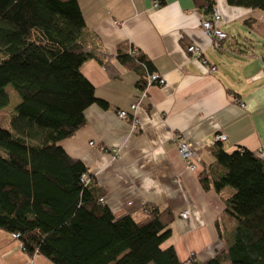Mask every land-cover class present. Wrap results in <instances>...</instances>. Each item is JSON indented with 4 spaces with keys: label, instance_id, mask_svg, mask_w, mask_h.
<instances>
[{
    "label": "crops",
    "instance_id": "1",
    "mask_svg": "<svg viewBox=\"0 0 264 264\" xmlns=\"http://www.w3.org/2000/svg\"><path fill=\"white\" fill-rule=\"evenodd\" d=\"M78 1L85 20L80 41L109 58L107 67L101 59L89 58L81 70L108 107L88 105L86 124L60 144L88 166L104 190L103 203L117 218L138 215L148 201L168 207L173 219L163 246L172 245L181 261L192 254L205 261L225 249L216 221L234 193L230 186L205 188L199 177L214 161L215 135L227 134L221 142L227 151L245 147L264 161V50L258 53L241 42L255 33L264 37V10L215 0L220 28L227 33L217 48L203 30L205 16L193 0H166L160 6L153 0ZM236 32L243 34L238 38ZM122 43L139 49L167 82L149 87L136 112L137 130L132 129L130 104L141 94L144 76L117 58ZM190 44L203 49L214 71L189 55ZM119 109H128L130 116L119 118ZM175 135L200 156L196 171L180 157ZM0 264L55 263L41 253H27L18 239L0 229Z\"/></svg>",
    "mask_w": 264,
    "mask_h": 264
},
{
    "label": "trees",
    "instance_id": "2",
    "mask_svg": "<svg viewBox=\"0 0 264 264\" xmlns=\"http://www.w3.org/2000/svg\"><path fill=\"white\" fill-rule=\"evenodd\" d=\"M193 2L204 16L215 7V0ZM227 2L264 10V0ZM84 27L78 0H0V109L9 104L8 85L20 98L11 129L0 125V229L55 264H264V161L248 148L227 151L216 142L214 161L199 175L205 188H234L216 221L225 249L205 261L193 254L181 261L163 246L168 207L148 201L138 215L117 218L103 203L88 166L60 144L86 124L88 105L108 107L81 70L89 58L109 63L80 41ZM129 49L122 43L117 58L137 67L143 86L154 71Z\"/></svg>",
    "mask_w": 264,
    "mask_h": 264
},
{
    "label": "built area",
    "instance_id": "3",
    "mask_svg": "<svg viewBox=\"0 0 264 264\" xmlns=\"http://www.w3.org/2000/svg\"><path fill=\"white\" fill-rule=\"evenodd\" d=\"M153 4L154 6H158L157 1H153ZM221 20V13L218 11L217 8L214 7L209 13V15L205 16L201 21V26L203 30L212 37V44L217 48H221L222 40L227 38V33L220 28ZM137 52L138 49L136 47L129 49V53L133 55H135ZM187 52L192 58L199 60L208 69V71L212 72L216 69V66L207 59L203 49L200 46L196 44H190L187 46ZM166 83V79L163 75L157 72L147 73L145 82L143 83V86H141V94L136 98L135 102H132L130 104V109L132 111L131 122L133 130H137L140 125V119L137 117L136 112L142 100L148 96L149 87L153 84L166 85ZM239 102L241 103V105L244 104L242 101ZM117 116L121 119L128 118L130 116L129 110L119 109L117 111ZM227 139L228 136L224 132H218L215 135L216 142H223ZM172 140L176 144L177 151L180 157L185 161L186 166L191 171H196L200 162V156L197 154V151L193 147H191L183 137L175 135L172 137ZM90 143L93 144L94 142L92 141ZM101 200L104 201V198H101ZM187 215L188 211L182 212L183 217H187ZM12 236L14 238H17L18 234L13 233ZM21 248L24 249L22 243Z\"/></svg>",
    "mask_w": 264,
    "mask_h": 264
},
{
    "label": "rangeland",
    "instance_id": "4",
    "mask_svg": "<svg viewBox=\"0 0 264 264\" xmlns=\"http://www.w3.org/2000/svg\"><path fill=\"white\" fill-rule=\"evenodd\" d=\"M243 30L247 31V33L250 32L249 28L246 26L243 27ZM240 34L242 35L243 33H237L236 32V35L238 38H239ZM250 37H251L250 41L241 40V42L244 43L245 45H250V47L253 45L256 48L257 52H258L259 48L264 50V37L263 36H258L257 33H255L254 37L253 36H250ZM258 53H260V52H258ZM7 89L10 91V95H9L10 101L6 107L0 109V125L4 128L11 129V122H10L11 116H12V113L15 110V106L19 102L20 98H19L17 92L15 90H13L11 85H8ZM225 264H229V263L225 262Z\"/></svg>",
    "mask_w": 264,
    "mask_h": 264
}]
</instances>
